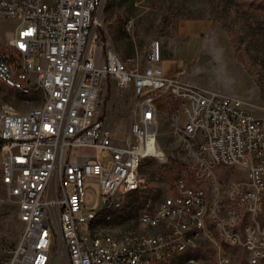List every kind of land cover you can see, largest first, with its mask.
<instances>
[{"label":"built area","instance_id":"1","mask_svg":"<svg viewBox=\"0 0 264 264\" xmlns=\"http://www.w3.org/2000/svg\"><path fill=\"white\" fill-rule=\"evenodd\" d=\"M104 0H0V19H13L0 49V84L25 97L44 94V107L19 111L0 103V181L22 223L11 255L0 264H50L58 249L66 264L172 262L181 244L245 249L264 259V115L243 101L167 73L159 46L142 68L91 42ZM135 96V120L118 140L99 108L106 80ZM169 99L172 134L182 144L184 175L169 194L140 169L155 152L160 106ZM227 170L241 178L223 185ZM161 196V197H160ZM140 198L141 232L96 225L101 206ZM195 230V237H188ZM195 261L185 264H199Z\"/></svg>","mask_w":264,"mask_h":264},{"label":"rangeland","instance_id":"2","mask_svg":"<svg viewBox=\"0 0 264 264\" xmlns=\"http://www.w3.org/2000/svg\"><path fill=\"white\" fill-rule=\"evenodd\" d=\"M253 1L259 0H105L91 48L99 62L111 51L129 68H142L150 46L158 45L161 65L167 73L216 93L237 97L262 116L264 42L260 35L252 34V29L264 23V11L249 6ZM241 2L246 3V13L237 7ZM15 25L13 19H0V49L4 47L5 34ZM135 102L130 88L121 89L114 79L106 80L99 111L118 140L128 135L136 118ZM0 103H10L24 111L37 106L39 99L24 97L0 84ZM174 106L167 99L159 109L156 142L164 161L146 159L140 169L144 177L157 185L160 195L170 193L174 176L184 175L187 164L182 144L172 134ZM239 178L240 173L227 170L221 175V182L228 185ZM134 198L130 204L126 201L121 208L110 211L109 220L104 217L97 222L114 223L119 232H141L138 214L144 210V204H136L142 200ZM257 218L264 223V206ZM21 228L17 205L0 181V263L11 255ZM92 231H96V226ZM222 246L225 255L222 262L217 260V249L197 247L188 255L178 254L172 262L156 264H185L192 257L195 261V256L199 264H252L243 247L225 243ZM50 264H66L57 248L52 251ZM257 264H264V259Z\"/></svg>","mask_w":264,"mask_h":264},{"label":"bare ground","instance_id":"3","mask_svg":"<svg viewBox=\"0 0 264 264\" xmlns=\"http://www.w3.org/2000/svg\"><path fill=\"white\" fill-rule=\"evenodd\" d=\"M105 0L102 1V7L104 4ZM28 96H35V98L39 99V104L29 110L25 111H32L35 110L36 107H44V94L40 93L39 90H26L25 91V97ZM155 152L158 153V155H164L163 152L156 146L155 144ZM126 201H120V203H115L114 205L110 206H101V215L99 217H92V220H88V231H92V228L95 227L96 225H99L97 222V219H103L104 217L106 218L105 221L109 220L111 218V215L109 214L110 211L112 210H117L122 207V205L125 204ZM144 211V210H143ZM188 237H195V230H188ZM197 247H191V244H181V246L176 248V253L174 254V258L176 256H179L178 254H187L192 253ZM190 255V254H189ZM189 261H193V257L190 258ZM168 263V262H164Z\"/></svg>","mask_w":264,"mask_h":264},{"label":"trees","instance_id":"4","mask_svg":"<svg viewBox=\"0 0 264 264\" xmlns=\"http://www.w3.org/2000/svg\"><path fill=\"white\" fill-rule=\"evenodd\" d=\"M245 4L246 3H244V2L237 3V7L239 9H243V11H241L243 13H246V10L244 9ZM249 6L254 7L255 9L264 11V0H259L257 2L253 1V2L249 3ZM223 25L227 28V31L230 32L228 27L226 26V24L223 23ZM252 34L257 35L258 37L260 35L263 38V42H264V23L260 22V25L258 26L257 29H252ZM0 144H1V142H0Z\"/></svg>","mask_w":264,"mask_h":264},{"label":"crops","instance_id":"5","mask_svg":"<svg viewBox=\"0 0 264 264\" xmlns=\"http://www.w3.org/2000/svg\"><path fill=\"white\" fill-rule=\"evenodd\" d=\"M201 88H203V89H206V90H210V89H208V88H206V87H201ZM232 96V95H231ZM244 104H245V102H243ZM247 106V105H246ZM248 107V106H247Z\"/></svg>","mask_w":264,"mask_h":264}]
</instances>
